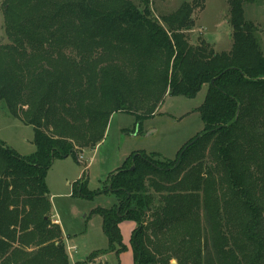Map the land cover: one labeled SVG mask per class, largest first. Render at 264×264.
<instances>
[{"label": "trees", "instance_id": "1", "mask_svg": "<svg viewBox=\"0 0 264 264\" xmlns=\"http://www.w3.org/2000/svg\"><path fill=\"white\" fill-rule=\"evenodd\" d=\"M225 2L222 53L190 41L203 0L159 19L151 0L2 3L0 103L32 128L35 152L20 156L0 140V264H70L51 220L53 162L95 150L115 113L142 122L165 96L193 100L204 85L203 129L174 160L134 154L101 191L72 184L74 197H114L92 211L108 247L75 264L126 250L125 220L135 222L134 264H264V55L244 18L255 0Z\"/></svg>", "mask_w": 264, "mask_h": 264}, {"label": "rangeland", "instance_id": "2", "mask_svg": "<svg viewBox=\"0 0 264 264\" xmlns=\"http://www.w3.org/2000/svg\"><path fill=\"white\" fill-rule=\"evenodd\" d=\"M4 1L0 0V46L8 43L2 24ZM151 2L153 16L159 19L160 15L171 13L182 2L190 3L191 0ZM203 3L204 9L194 12L195 27L189 33L191 43L195 44L202 39L210 43L216 53L229 51L231 34L227 22L228 4L225 0H203ZM244 18L257 28L259 46L264 55V0L245 4ZM206 91L207 85H204L193 100L167 95L158 111L152 117L140 121L141 123L136 116L115 113L111 116L106 136L95 150L79 151L77 157L70 155L53 162L45 182L51 198L52 214L60 219L61 229L70 236V241L67 242L66 237H63L70 264L86 262L92 252L108 247L101 219L92 211L97 208L108 209L114 204V197L106 193L93 199L74 197L71 192L72 184L82 181L86 182L88 191H101L105 179L134 154L150 155L159 162L174 160L179 150L203 129L197 109L203 103ZM0 140L20 156H29L35 152L32 128L12 117L4 103H0ZM119 228L126 244L129 243L135 222L122 221ZM71 246L76 248V253L70 255ZM87 264H134L131 246L117 256L114 252L107 253L91 259Z\"/></svg>", "mask_w": 264, "mask_h": 264}, {"label": "crops", "instance_id": "3", "mask_svg": "<svg viewBox=\"0 0 264 264\" xmlns=\"http://www.w3.org/2000/svg\"><path fill=\"white\" fill-rule=\"evenodd\" d=\"M48 198H50V196H49V191H48ZM50 203H51V198H50ZM50 214H51V220L56 221V223L59 225V227H60V229H61V222H60V219H57V218L55 217V215L52 214V205H51V213H50ZM62 234H63V237H64V236L66 237V238H65V242L70 241V236L67 235L63 230H62ZM129 240H130V239H129ZM122 244H124V246L126 247V249H127L128 246H130L129 243L126 244V240H125L124 238H122ZM126 245H127V246H126ZM108 257H112V256H108Z\"/></svg>", "mask_w": 264, "mask_h": 264}, {"label": "built area", "instance_id": "4", "mask_svg": "<svg viewBox=\"0 0 264 264\" xmlns=\"http://www.w3.org/2000/svg\"><path fill=\"white\" fill-rule=\"evenodd\" d=\"M55 223H56V221H55ZM69 251H70V255L72 254V253H76V248L75 247H73V246H71V248H69Z\"/></svg>", "mask_w": 264, "mask_h": 264}, {"label": "water", "instance_id": "5", "mask_svg": "<svg viewBox=\"0 0 264 264\" xmlns=\"http://www.w3.org/2000/svg\"><path fill=\"white\" fill-rule=\"evenodd\" d=\"M195 141V140H194ZM193 141V142H194ZM193 142H191L189 145H191ZM187 149V147L186 148H184V150L183 151H185ZM171 264H175L174 262H172Z\"/></svg>", "mask_w": 264, "mask_h": 264}]
</instances>
